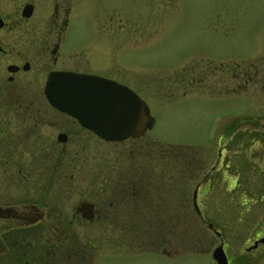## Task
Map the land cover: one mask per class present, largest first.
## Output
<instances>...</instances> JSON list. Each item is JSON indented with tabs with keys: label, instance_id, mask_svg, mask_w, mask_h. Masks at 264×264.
Returning <instances> with one entry per match:
<instances>
[{
	"label": "rangeland",
	"instance_id": "rangeland-1",
	"mask_svg": "<svg viewBox=\"0 0 264 264\" xmlns=\"http://www.w3.org/2000/svg\"><path fill=\"white\" fill-rule=\"evenodd\" d=\"M113 10L117 12L115 17ZM79 18L83 23H72L69 35L101 38L107 50L113 38L119 41L118 72L146 102L154 122L135 139H73L72 152L59 157L54 151H40L45 164L58 158L59 163L74 168L98 169L112 164L126 170L135 164H153V179L157 181L154 201H161L164 195L160 189L165 185L161 180L177 179L172 169L178 165V150L199 151L196 160L201 159L208 169L221 138L237 137L241 131L250 134L264 126V0H88ZM110 25L116 26L115 31ZM242 82L248 84L245 90H231ZM249 143L255 147L250 150L253 159L237 170L238 186L226 187L223 182V171L230 172L239 164L236 159L229 160L231 151L223 150L227 168L215 163L213 185L200 199L205 215L211 219L187 217L182 224L181 220L169 219L167 238L154 232L161 227V220L150 224L146 219L124 216L118 223L120 236L101 225L100 232L91 230L89 235L90 244L113 243L116 238V243L123 245H173L182 238L184 255L171 259L152 251L123 250L117 257L100 256L99 264H214L209 251L220 239L209 223L229 245L233 238L238 239L233 240L237 244L250 243L264 230V145L254 138ZM163 170H169V177ZM74 174V180L82 178L81 173ZM192 188L193 184L188 187L189 193ZM164 200L165 206L154 202L155 211L177 212L174 200ZM190 210L188 206L187 212ZM98 223L94 225L99 227ZM232 229L240 235H232ZM78 242L84 241L80 238ZM198 248L208 251H194ZM228 249L233 250L230 246Z\"/></svg>",
	"mask_w": 264,
	"mask_h": 264
},
{
	"label": "flooded vegetation",
	"instance_id": "flooded-vegetation-1",
	"mask_svg": "<svg viewBox=\"0 0 264 264\" xmlns=\"http://www.w3.org/2000/svg\"><path fill=\"white\" fill-rule=\"evenodd\" d=\"M87 2L0 0V264H99L100 256L117 257L123 250L152 251L171 259L180 257L185 254L182 238L173 245H123L116 243V238L113 243L90 244L89 235L91 230L100 232L101 225L110 234L120 236L122 228L118 223L124 216L131 220L146 219L150 224H154L153 220H161V227H156L154 232L166 237L170 234L169 219L181 220V224L187 217L211 219L205 215L200 199L213 185L211 176L217 168L215 163L226 168L229 165L223 150L231 151L229 160L234 162L236 159L239 163L230 172L222 170L226 172L224 186L230 187L239 185L237 170L245 168L252 158L250 150L255 147H250L249 140H262L264 145L263 125L250 134L241 131L237 137L221 138L220 143L215 144L216 157L208 169L201 159L196 160L199 151L178 150V165L176 170L172 169L177 179L161 180L165 184L160 189L164 195L161 201H154V182L157 181L153 179V164H135L126 170L112 164H104L98 169L81 168L84 166L80 165L74 168L59 163V158L57 162L45 164L40 151H54L58 157L68 154L72 152L70 143L73 139L124 140L102 138L75 116L58 109L45 92L47 78L53 71L75 74L78 77L74 81H81V85H84L81 76L92 74L104 78L102 88L106 84L115 86L113 82L131 88L118 72L119 41L113 38L107 50L101 38L90 40L86 35H69L72 23H83L79 17H82ZM112 14L115 17L117 12L113 10ZM109 27L116 29L115 25ZM243 76L248 81L247 75ZM238 83L231 90L243 91L248 85ZM53 89L57 90V85ZM61 96L55 94L59 103L64 102ZM165 171L169 177V170ZM74 172L81 173L82 178L74 180ZM41 184L45 187H40ZM191 184L193 188L189 193ZM51 188L55 190L50 191ZM194 191L199 212L193 205ZM164 197L174 200L173 207L177 212L155 211L154 202L165 206ZM188 206L191 210L187 212ZM96 223L99 227L94 225ZM235 232L231 230L232 235H240ZM217 237L229 264L264 262V230L255 234L250 243L237 244L234 241L238 239L233 238L229 245L220 231ZM80 238L84 242L79 243ZM165 240L163 237V242ZM228 246L233 250L230 251ZM237 247L240 248L238 251ZM208 248L194 251L204 252ZM209 252L212 257V250ZM212 260L216 264L213 257Z\"/></svg>",
	"mask_w": 264,
	"mask_h": 264
},
{
	"label": "water",
	"instance_id": "water-1",
	"mask_svg": "<svg viewBox=\"0 0 264 264\" xmlns=\"http://www.w3.org/2000/svg\"><path fill=\"white\" fill-rule=\"evenodd\" d=\"M76 77L70 72H51L46 81V95L53 104H57L58 109L75 116L102 138L122 140L129 135L139 136L152 126L154 117L147 114L144 101L130 87L113 82L115 86L106 84L102 88L104 78L92 74L81 76L84 77V85H81V81L80 84L74 81ZM56 85L57 90L53 89ZM56 93L62 95L60 99L64 102L59 103ZM76 103L78 105H74ZM195 198L194 191L193 202L199 212ZM208 226L212 227V223ZM212 255L217 264H229L222 244L213 249Z\"/></svg>",
	"mask_w": 264,
	"mask_h": 264
},
{
	"label": "trees",
	"instance_id": "trees-1",
	"mask_svg": "<svg viewBox=\"0 0 264 264\" xmlns=\"http://www.w3.org/2000/svg\"><path fill=\"white\" fill-rule=\"evenodd\" d=\"M193 220H195V219H193ZM197 226V225H196Z\"/></svg>",
	"mask_w": 264,
	"mask_h": 264
}]
</instances>
